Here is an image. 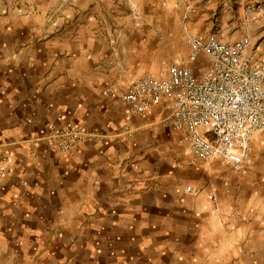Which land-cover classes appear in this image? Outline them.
<instances>
[{
	"label": "crops",
	"instance_id": "0c3cea01",
	"mask_svg": "<svg viewBox=\"0 0 264 264\" xmlns=\"http://www.w3.org/2000/svg\"><path fill=\"white\" fill-rule=\"evenodd\" d=\"M208 1L0 0V264H264V131L237 174L178 145L166 103L140 117L107 94L201 77L170 17ZM67 123L96 135L74 156L46 139Z\"/></svg>",
	"mask_w": 264,
	"mask_h": 264
},
{
	"label": "built area",
	"instance_id": "2783aa9c",
	"mask_svg": "<svg viewBox=\"0 0 264 264\" xmlns=\"http://www.w3.org/2000/svg\"><path fill=\"white\" fill-rule=\"evenodd\" d=\"M240 11L246 26L252 16L264 15V3L256 9L251 0H241ZM227 35V29L187 33L189 62L195 64L204 57L208 63L201 77L191 66L174 64L167 76L144 73L122 92L113 84L107 94L140 117L166 103L172 125L180 134L178 145L186 147L193 159L219 162L231 172L245 175L252 159L253 136L264 131V45L257 46L247 34L234 40ZM122 79L117 73L116 82ZM95 138L94 133L69 123L52 127L46 136L67 156H74ZM7 160L0 156V175ZM186 192L200 193L193 187H187Z\"/></svg>",
	"mask_w": 264,
	"mask_h": 264
},
{
	"label": "rangeland",
	"instance_id": "374dc122",
	"mask_svg": "<svg viewBox=\"0 0 264 264\" xmlns=\"http://www.w3.org/2000/svg\"><path fill=\"white\" fill-rule=\"evenodd\" d=\"M240 0H221V2H203L201 8L204 11L192 13V10L198 5H192V9L181 12L180 8H175V12L170 17L171 42L175 52L182 54L186 49L185 34L192 30L194 33H213L219 29L228 30V39L234 40L240 35H250L255 44L264 45V15H254L250 18L246 26L243 25L242 11H240ZM255 4L256 9L264 3V0H251ZM108 22L112 19H107ZM138 19H132L136 21ZM186 28V32H185ZM161 34H159L160 36ZM173 43H175L173 45ZM252 164L263 165L264 169V153L257 154L253 158ZM251 170V165L248 166L247 172Z\"/></svg>",
	"mask_w": 264,
	"mask_h": 264
}]
</instances>
